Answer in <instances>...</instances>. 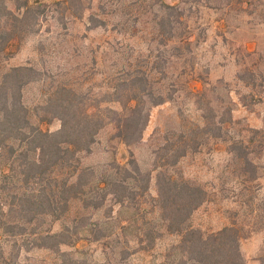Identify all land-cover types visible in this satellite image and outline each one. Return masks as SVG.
<instances>
[{"label": "rangeland", "instance_id": "374dc122", "mask_svg": "<svg viewBox=\"0 0 264 264\" xmlns=\"http://www.w3.org/2000/svg\"><path fill=\"white\" fill-rule=\"evenodd\" d=\"M40 1L44 13L16 33L20 39L10 44L0 63L4 70L31 66L37 71V80L23 93L32 123L44 131L60 129V121L41 124L36 115L56 87L82 92L95 104L113 88L129 87L123 83L129 74L137 76L134 89L145 88L151 100L161 96L165 102L148 108L146 126L130 147L115 137L114 124L106 125L92 151L80 155V169L93 170L99 180L113 162L125 165L131 150L152 179L145 196L124 204L110 196L98 209L73 200L58 220L49 214L54 179L46 173L43 181L24 182L20 160L3 153L0 221H22L37 233L67 228L75 243L61 250L77 264H179L180 236L168 233L160 219L154 165L168 141L181 136L177 147L190 149L170 173L208 194L187 226L206 236L234 226L246 263L261 264L264 0H81L72 6L55 3L66 0ZM5 8L16 11L15 1L0 0V34L7 28ZM89 16L105 25L93 28L96 22L90 26ZM107 105L122 110L119 103ZM69 174L59 169L51 176L62 180ZM40 191L45 193L43 206L33 212L46 214L28 223V206L20 212L14 197ZM93 197L101 201L103 193L95 191ZM13 234L0 228V264L3 258V264L59 263L55 252L33 244L36 235Z\"/></svg>", "mask_w": 264, "mask_h": 264}, {"label": "trees", "instance_id": "16d2710c", "mask_svg": "<svg viewBox=\"0 0 264 264\" xmlns=\"http://www.w3.org/2000/svg\"><path fill=\"white\" fill-rule=\"evenodd\" d=\"M13 1L16 11L5 8L7 28L0 34V63L2 55L9 51L10 44L20 39L16 33L26 31L30 20L38 19V15L44 13L46 7L40 0L32 3L29 0ZM76 1L81 0L55 3L72 6ZM171 8L167 6V9ZM88 21L90 26L96 22L93 28L105 25L91 16ZM137 78L129 74V78L123 81L129 87H115L95 104L88 102L89 98L82 92H76L72 88L60 86L51 90L45 102L36 110L41 124L60 121V129L50 132L32 123L30 110L23 101L25 88L37 80V71L31 66H18L7 70L0 68V157L7 152L9 156L16 155L21 162L20 167L26 183L31 179L43 181L46 173L50 179H54L55 190L48 203L51 207L49 214L55 219H61V215L69 210V204L73 200H82L86 208L98 209L103 207L110 196L114 197L116 203L124 204L135 199L137 195L145 196L148 193L152 173L140 168L131 150L125 165L113 162L99 180H95L93 170L80 169L79 159L81 154L92 151L100 130L108 124L115 125V137L130 147L146 126L148 108L165 102L161 96L158 100H151L152 94L145 88L134 89ZM112 102L119 103L122 110L117 111L107 105ZM102 103L104 106H101ZM204 127L209 129L210 126L206 123ZM180 142H183L181 136L178 140L168 141L166 147L162 148L165 153L158 156L154 165V171L157 172L160 219L168 233L180 236L179 248L182 255L179 264H247L241 251L240 232L234 226L225 227L207 236L201 230L187 226L193 212L205 203L208 194L201 186L178 179L170 173V169L190 149L188 146L177 147ZM59 169H68L69 176L62 180L53 178L52 171ZM95 191L103 193V200L97 201L93 197ZM44 196L42 191L36 195H18L14 197V206L20 212L28 206L24 211L25 221L33 223L36 217L46 214L33 212L34 208L43 206L40 198L43 199ZM13 209L11 207L10 211ZM23 224L25 223L22 221L9 223L1 220L0 228L6 233H14L16 237L28 233L36 235L33 244L55 252L60 259L57 264H77V260L70 253L61 250L62 245L75 243L71 241L67 228L56 233H37L33 230L29 232ZM3 263L4 258L1 264Z\"/></svg>", "mask_w": 264, "mask_h": 264}, {"label": "crops", "instance_id": "0c3cea01", "mask_svg": "<svg viewBox=\"0 0 264 264\" xmlns=\"http://www.w3.org/2000/svg\"><path fill=\"white\" fill-rule=\"evenodd\" d=\"M248 264H258V263L254 261V262H249Z\"/></svg>", "mask_w": 264, "mask_h": 264}]
</instances>
